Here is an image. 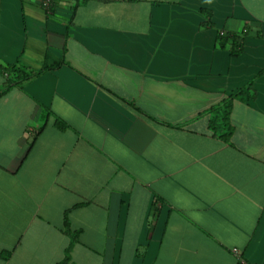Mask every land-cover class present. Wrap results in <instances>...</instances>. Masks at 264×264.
Wrapping results in <instances>:
<instances>
[{
    "label": "crops",
    "instance_id": "0c3cea01",
    "mask_svg": "<svg viewBox=\"0 0 264 264\" xmlns=\"http://www.w3.org/2000/svg\"><path fill=\"white\" fill-rule=\"evenodd\" d=\"M13 64L40 73L0 97V264L264 263V0H0Z\"/></svg>",
    "mask_w": 264,
    "mask_h": 264
},
{
    "label": "trees",
    "instance_id": "16d2710c",
    "mask_svg": "<svg viewBox=\"0 0 264 264\" xmlns=\"http://www.w3.org/2000/svg\"><path fill=\"white\" fill-rule=\"evenodd\" d=\"M245 31L230 32L219 31L216 36V45L219 48H226L229 51L230 56L236 57L243 51V40ZM0 73L4 80L0 85V97L8 92L12 87H21L26 81H29L33 77L37 76L40 71L32 70L28 67L21 66L19 64L0 66ZM252 96L250 91V84L244 88H240L228 95L222 101L217 103L208 109L209 119L208 127L214 134H216L221 140L227 141L233 131V127L229 121V115L232 108L234 99L246 100ZM69 254L66 251L64 259L59 264H68Z\"/></svg>",
    "mask_w": 264,
    "mask_h": 264
},
{
    "label": "built area",
    "instance_id": "2783aa9c",
    "mask_svg": "<svg viewBox=\"0 0 264 264\" xmlns=\"http://www.w3.org/2000/svg\"><path fill=\"white\" fill-rule=\"evenodd\" d=\"M51 2L52 0H41L42 7L48 9L50 7ZM234 254L237 255L238 264H250L246 262L242 257L238 256L239 254L236 249H234Z\"/></svg>",
    "mask_w": 264,
    "mask_h": 264
}]
</instances>
